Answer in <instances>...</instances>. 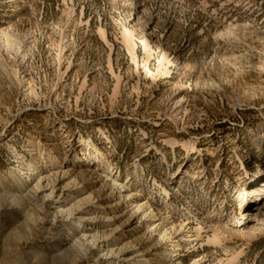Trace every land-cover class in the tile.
I'll use <instances>...</instances> for the list:
<instances>
[{"label":"rangeland","instance_id":"obj_1","mask_svg":"<svg viewBox=\"0 0 264 264\" xmlns=\"http://www.w3.org/2000/svg\"><path fill=\"white\" fill-rule=\"evenodd\" d=\"M0 264H264V0H0Z\"/></svg>","mask_w":264,"mask_h":264},{"label":"bare ground","instance_id":"obj_2","mask_svg":"<svg viewBox=\"0 0 264 264\" xmlns=\"http://www.w3.org/2000/svg\"><path fill=\"white\" fill-rule=\"evenodd\" d=\"M257 191H258V190H255V192H257ZM140 208H141V206L138 207V209H140ZM146 215H147V214H146ZM251 232L253 233V232H255V231L253 230V231H251ZM219 234L221 235L220 232H219ZM216 235H217V234H216ZM249 236H250V235H249ZM251 236H252V235H251ZM215 237H216V236H215ZM162 238H167L165 233L162 235ZM216 238H217V237H216ZM216 238H215V239H216ZM218 238H219V237H218ZM223 238H224V237H223ZM256 238H257V237H256ZM215 239H213V241H214ZM220 239H221V238H220ZM218 241H220V240H218Z\"/></svg>","mask_w":264,"mask_h":264}]
</instances>
